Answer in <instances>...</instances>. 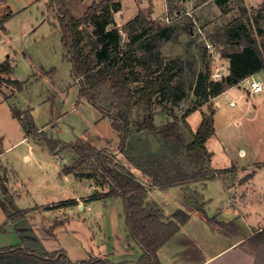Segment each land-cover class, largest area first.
Segmentation results:
<instances>
[{
	"label": "rangeland",
	"instance_id": "rangeland-1",
	"mask_svg": "<svg viewBox=\"0 0 264 264\" xmlns=\"http://www.w3.org/2000/svg\"><path fill=\"white\" fill-rule=\"evenodd\" d=\"M100 1L119 4L121 8L115 16L119 27L134 15L135 6L151 20L159 22L165 18L169 24L166 19H170L175 32L162 43L160 56L165 62L172 60L183 65L190 99L194 98L197 75L206 70L207 64L213 79L220 78L214 75L218 71L225 75L221 66L230 70L224 53L237 47L226 42L229 23L245 21L264 46V0H0V16L8 11L13 14L0 30V37H4L0 39V65L10 63L12 71L5 73L6 83L17 88L13 91L4 86L0 90V174L7 189H0V248L23 243L39 251L65 249L72 258L81 254L79 257H102L113 263L137 261L142 254L141 247L129 238L122 197L88 201L89 181L63 173L77 157L76 152H70L71 145L90 142L98 148H114L119 143L111 119L103 118L102 112L81 96L62 42L60 19L64 14L81 17L92 3ZM185 22H191L194 36L182 30ZM87 28L93 30L89 25ZM207 42L215 44L214 56L204 54V46L209 48ZM141 55V51L137 53ZM257 79L264 84V69ZM11 80L20 81L21 87ZM244 87L245 83L239 82L202 105L203 112L209 107L215 110L216 132L207 142L212 153L210 165L229 171L193 182L187 188L149 190L146 200L150 197L149 202L163 208L164 215L181 209L184 201L188 207L199 201L206 203L208 216L231 222L227 230L236 234L240 224L244 225L243 234L264 221V209L260 207H264L260 203V195L264 194V90L249 95ZM12 93L10 99H5ZM109 93L102 95L104 104L111 101ZM187 101L180 102L174 110L183 113L191 106ZM12 103L25 111L24 115L30 113L33 124L39 129L44 127L48 137L61 140L57 154L45 147L43 134V145L39 144L44 149L37 144L41 140L38 137H33L36 142H21L22 123L13 117ZM165 103L172 106L170 100ZM164 105L156 106L158 124L171 117ZM142 111L137 109L135 116H141ZM203 112L187 119L192 128L198 129ZM80 197L86 210L76 205L69 209L56 206ZM241 204L245 205L240 207L245 218L238 213ZM17 209H24L27 214L15 225L9 214ZM227 211L231 212L229 216Z\"/></svg>",
	"mask_w": 264,
	"mask_h": 264
},
{
	"label": "trees",
	"instance_id": "trees-1",
	"mask_svg": "<svg viewBox=\"0 0 264 264\" xmlns=\"http://www.w3.org/2000/svg\"><path fill=\"white\" fill-rule=\"evenodd\" d=\"M115 3L94 2L83 16L69 13L60 19L62 42L72 62L73 74L79 80L81 96L98 108L103 117L111 119L119 136L114 148H98L90 142L71 145L77 157L63 173L90 178L97 185L108 187L106 192H94L90 200L122 197L129 236L141 247L142 254L133 262L113 263L102 257L73 261L65 249L39 251L22 243L0 248V264H161L158 250L189 221L191 213L218 229L227 230L231 225L208 216L205 203L199 201L189 210L178 209L173 219L166 221L163 208L146 200L148 187H186L229 171V168L217 170L210 165L212 153L207 142L216 132L215 110L208 106L209 111L202 113L196 131L187 117L244 78L262 71L264 46L252 35L245 21L229 23L226 42L237 47L224 53L230 58L229 74L213 79L207 64L206 70L197 75L194 98L190 99L183 65L172 60L165 62L160 56L159 48L172 38L175 26L166 24L164 19L151 20L139 11L135 18L119 27L114 14L121 7ZM12 16L11 11L0 16V30ZM182 30L194 36L191 22H185ZM203 50L210 56L206 46ZM140 51L142 55L137 56ZM8 68L6 64L0 65V69ZM11 81L21 87L20 81ZM106 91L111 98L108 104L102 102ZM169 100L171 107L165 103ZM185 100L191 106L181 114L176 112L174 108ZM162 104L171 117L158 124L155 111ZM137 109L143 110L141 116H135ZM11 110L28 135L38 130L30 113L24 115L25 111L16 105ZM43 135L49 150L56 151L58 142L45 132ZM0 187L6 189L1 174ZM75 204H78L76 199H68L56 206ZM23 210L9 214L14 223L26 219L27 211ZM252 240L264 243V227L255 232Z\"/></svg>",
	"mask_w": 264,
	"mask_h": 264
},
{
	"label": "crops",
	"instance_id": "crops-1",
	"mask_svg": "<svg viewBox=\"0 0 264 264\" xmlns=\"http://www.w3.org/2000/svg\"><path fill=\"white\" fill-rule=\"evenodd\" d=\"M128 4L126 5L127 8ZM125 8V6H124ZM168 10V7H167ZM134 12L132 17H127V20L130 21L131 19L135 18L136 15L138 14L137 12L139 11V7L136 8V6L132 9ZM169 16V14H167ZM165 19V18H163ZM4 37H0L2 39ZM9 57V56H8ZM229 58V57H228ZM225 57V62L227 61L230 63V59ZM3 64V63H1ZM6 64V63H5ZM8 69H0V90L2 87L5 86L6 89H15L12 86L11 83H6V78L8 77L5 75V73L11 72L12 66L7 64ZM223 67V73H225L224 76L228 75L230 70L227 68V66H221ZM259 74L256 73L254 74L255 77ZM77 83L79 84V80L76 78ZM232 88V87H231ZM231 88L227 89L230 90ZM226 90V91H227ZM12 91V92H13ZM225 92V91H224ZM14 93L11 95H7L5 99H10L13 96ZM217 98V97H216ZM11 106H15V104H11ZM204 108V106L199 107L196 111H194L192 114H190L187 119L190 118L191 115L201 111ZM12 112V110H11ZM256 114V111H255ZM13 115V114H12ZM14 117V116H13ZM103 117V116H102ZM15 118V117H14ZM105 118V117H103ZM17 119V118H16ZM189 122V120H188ZM190 123V122H189ZM21 124V123H20ZM55 125V124H54ZM22 126V125H21ZM23 133H22V139L21 142L23 141H30L31 139L36 142L33 137H38L39 139L41 138V134H43L44 127L41 129L38 128V130L35 133H32L28 135L23 126ZM193 131H196L197 129L192 128ZM43 138V137H42ZM41 140L37 143H41L43 145V140ZM58 142V144H62L60 142L61 140H54ZM41 144H39V147L41 149H44L41 147ZM67 146V145H66ZM48 148V146H45ZM56 152V153H55ZM70 152H73L72 148ZM52 153V151H51ZM53 154H57V151H54ZM26 157H29L28 155ZM2 165L0 164V168ZM215 169V168H214ZM3 170V169H2ZM4 173V172H2ZM68 175H74L73 173H70ZM66 175V176H68ZM75 176V175H74ZM76 177V176H75ZM77 178V177H76ZM78 179H80L78 177ZM88 180L89 181V188L90 191L88 196V201H91L89 199V196H91L94 192H106L107 190H104L107 186H100L97 185L96 182H92L93 180L89 178H83L81 180ZM252 179V178H251ZM191 185V184H190ZM175 187V186H173ZM170 187V188H173ZM182 187V186H181ZM152 188H157V187H148V192L149 190H152ZM168 188L167 190H169ZM187 188V187H183ZM225 188V187H224ZM0 189H2L0 187ZM159 189V188H158ZM225 191L228 192V190L225 188ZM10 192V191H9ZM169 192V191H167ZM264 193V192H263ZM228 195L230 196V193L228 192ZM262 196L260 203L264 204V194H261ZM86 197V196H85ZM78 201V204H75L76 206H80L82 210H86V203L80 198H75ZM98 199H103V198H98ZM148 201H151V198L148 197ZM81 202V203H80ZM73 206V205H71ZM71 206H62L61 208H66L69 209ZM189 205L184 201L182 203V208L185 210H189ZM206 206V203H205ZM244 208L245 205L241 204L239 205L238 208V213L242 214V216L245 218L246 215L242 213L241 208ZM262 209H264L263 205L260 206ZM90 207H88L89 209ZM66 213V211H65ZM173 214H170L167 216V214L164 215V219L166 221H169L173 219ZM226 216H229L231 212L227 211L225 212ZM239 216V215H238ZM232 221V220H229ZM227 222V221H226ZM16 225V223H15ZM238 231L239 233H235L234 231H229V230H223V229H218L211 224H209L206 220H204L202 217L195 213H191V217L189 221L182 225L180 229L164 244L160 249L158 250V256L160 259L161 264H264V243L263 242H255L253 239L255 232L262 229L264 227V221H259L257 225H252V231L248 233H243L241 234L242 229L244 228L243 224H240L238 226ZM130 238V236H129ZM81 255V254H80ZM78 255L76 258H72L70 255V259L73 261H78L81 259H86L79 257ZM92 257V256H91ZM90 258V257H88ZM140 258V257H139Z\"/></svg>",
	"mask_w": 264,
	"mask_h": 264
},
{
	"label": "built area",
	"instance_id": "built-area-1",
	"mask_svg": "<svg viewBox=\"0 0 264 264\" xmlns=\"http://www.w3.org/2000/svg\"><path fill=\"white\" fill-rule=\"evenodd\" d=\"M115 16H116V13L114 14V17ZM115 20H117L116 17H115ZM166 21L168 23H170V19L169 18H167ZM207 44H208V47H209L208 48L209 49V53L211 54V56H214L213 48L215 47V44L212 43V42H207ZM216 74L218 75V77H220L219 79H221L223 77L221 75L220 71H218L214 75L216 76ZM241 82L245 83V87L243 89L249 95L258 94V93H260V92H262L264 90V84H263V82L260 81L259 79H257V77H255L254 75H251V76H248V77L244 78ZM231 104H234V101H231Z\"/></svg>",
	"mask_w": 264,
	"mask_h": 264
}]
</instances>
